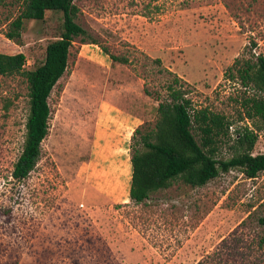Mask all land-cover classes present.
Instances as JSON below:
<instances>
[{
  "label": "rangeland",
  "instance_id": "obj_1",
  "mask_svg": "<svg viewBox=\"0 0 264 264\" xmlns=\"http://www.w3.org/2000/svg\"><path fill=\"white\" fill-rule=\"evenodd\" d=\"M23 3L0 0V52L24 54L31 71L61 37L64 18L48 12L10 40ZM74 4L87 36L73 42L49 99V135L23 181L13 171L25 142L28 83L0 76V264H264V174L247 179L233 170L203 187L176 181L146 203L130 200L135 132L155 127L170 86L196 108L238 118L245 89L229 68L253 58V49L264 56V0ZM245 124L236 122L234 137ZM259 135L255 155L264 154V130ZM223 153L230 157L227 147Z\"/></svg>",
  "mask_w": 264,
  "mask_h": 264
},
{
  "label": "trees",
  "instance_id": "obj_2",
  "mask_svg": "<svg viewBox=\"0 0 264 264\" xmlns=\"http://www.w3.org/2000/svg\"><path fill=\"white\" fill-rule=\"evenodd\" d=\"M23 4L7 33L10 40L19 41L26 21H43L48 12L62 13L64 23L61 37L48 44L44 62L34 70H26L24 54L0 52V76L21 75L28 83L25 142L13 171L18 181L27 179L40 160L42 143L50 130L52 91L68 70L73 42L87 36L77 22L79 9L74 0H24ZM110 58L128 63L114 55ZM154 61L162 63L160 59ZM228 75L245 89L238 100L237 119L207 107L196 108L185 92L174 85L169 87V99L159 104L155 127L135 132L134 139L140 136L132 146L131 201L146 203L152 194L170 188L176 181L203 187L233 170H239L247 179L264 174V154H254L259 133L264 130V56L253 49V58H238ZM175 82L178 84V78ZM236 122L246 124L238 128L234 137L231 129ZM225 147L230 157L223 156ZM259 222L264 230V216ZM259 246L264 248V233ZM219 255L214 253L212 260Z\"/></svg>",
  "mask_w": 264,
  "mask_h": 264
}]
</instances>
